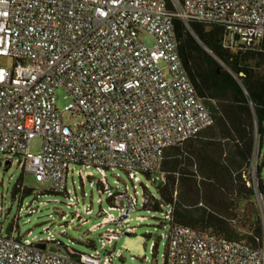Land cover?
Wrapping results in <instances>:
<instances>
[{"label":"built area","instance_id":"obj_1","mask_svg":"<svg viewBox=\"0 0 264 264\" xmlns=\"http://www.w3.org/2000/svg\"><path fill=\"white\" fill-rule=\"evenodd\" d=\"M173 6L169 9L167 0H0V154L10 167L18 163L23 174L49 183L46 192L58 195L69 196L73 166H81L77 174L82 181L93 178L90 169H96L102 176L100 195L113 203L110 210L120 212L117 221L103 211L106 217L92 229L119 226L102 235L104 248L105 240L112 247L125 232L134 233L129 222L139 195L136 185L134 196L128 188L112 192L107 172L122 170L138 183L140 174H148L163 186L166 151L214 123L182 63L174 19L190 32L197 22L223 26L226 46H253L264 35V0H174ZM144 34L154 39L153 47L143 42ZM7 58L12 65L1 63ZM60 88L72 100L65 111L57 108ZM35 138L42 139L38 155L30 152ZM145 191L148 185L143 208L150 196L157 199ZM43 193L20 203L17 222L48 205L38 201ZM260 209L264 223V203ZM0 211L4 214L5 207ZM172 211L160 204L159 226L168 229L164 264H264V248L253 250L175 224ZM92 214L85 210L86 216ZM75 219L88 222L77 212L67 224ZM17 222L8 230L0 227V264H115L111 252L87 255L63 244L53 234V222L40 241L24 239Z\"/></svg>","mask_w":264,"mask_h":264},{"label":"trees","instance_id":"obj_2","mask_svg":"<svg viewBox=\"0 0 264 264\" xmlns=\"http://www.w3.org/2000/svg\"><path fill=\"white\" fill-rule=\"evenodd\" d=\"M173 2L167 0L171 10ZM191 29L174 19L182 63L214 123L166 151L161 168L165 183L156 188L157 199L147 191L150 199L144 209L159 212L161 203L170 205L175 224L260 251L264 248L258 202V194L264 196V35L253 46H226L223 26L197 22ZM257 140L262 157L252 178ZM32 192L18 181L13 198L21 194V203Z\"/></svg>","mask_w":264,"mask_h":264},{"label":"rangeland","instance_id":"obj_3","mask_svg":"<svg viewBox=\"0 0 264 264\" xmlns=\"http://www.w3.org/2000/svg\"><path fill=\"white\" fill-rule=\"evenodd\" d=\"M141 38L147 46L153 47L155 45V41L151 36L144 34ZM1 63L10 66L13 64V60L7 58L3 59ZM56 95L57 108L60 111H65V108L72 102L71 98L62 88L57 90ZM68 117L69 114L65 113L64 120L66 123L69 122ZM41 149L42 139H33L30 144L31 154L38 155ZM261 157L257 140L253 158L254 165L257 164L258 159ZM73 168L74 172H70L67 182V191L70 192L69 196L66 194H52L46 192L49 183H39L32 174H23L18 163L11 167L10 165H6L5 157L0 154V208L2 206L5 207L4 214L0 211V227L3 226L5 230H8L14 226L21 206L19 201L21 194L14 199L13 191L16 183L23 181V184L33 191L31 195L25 197V200H23L24 204L31 203L36 199L37 194L43 192L38 201L48 202L47 206L40 208V213L27 216L22 215L21 219L17 222L24 239L33 241L45 240L48 237L45 228L53 222L54 224L51 226V229L56 238L79 253L91 255L96 250H99L102 254H105L106 251L111 252L115 264H164V255L166 253V245L168 244V239L166 238L168 229L159 226V221L163 219L162 213L156 211L148 212L142 207L144 186L148 185V192L155 194L156 188H158L160 183H153L151 181L152 176L150 175L148 179L144 174H140V183H138L132 181L128 174L122 170L107 172V184L112 192H125L126 188H128L129 195L134 196V185H136L139 195L137 196V210L131 213V221L129 222V226L135 228L134 233L129 234L125 232L117 242H113V248L105 240L106 246L104 248L102 245V235L108 229L116 231L119 226L110 224L96 232H92V229L101 224L102 220L106 217L101 214L103 211L113 214L117 221H119L120 212L118 210H110L113 203L107 199L106 195H100L99 189L101 187L99 182L102 176L96 169H90L94 174L93 178L82 181L77 174L81 166L77 165L73 166ZM86 171L88 170L84 169V172ZM254 173L256 175V166ZM91 182H94L93 186H91ZM145 194H148L147 191H145ZM100 198L103 200L102 205L98 202ZM38 201L36 204H38ZM69 203L75 204V206H68ZM263 203L264 196L263 201H259V206L262 209ZM87 209L93 210L91 216L85 215V210ZM77 212L88 222L82 225L78 219H75L73 223L68 225L67 223L71 222ZM51 214L52 217H50ZM63 215L67 216L66 220H62ZM139 218L146 219L141 221Z\"/></svg>","mask_w":264,"mask_h":264},{"label":"water","instance_id":"obj_4","mask_svg":"<svg viewBox=\"0 0 264 264\" xmlns=\"http://www.w3.org/2000/svg\"><path fill=\"white\" fill-rule=\"evenodd\" d=\"M6 165H8V162H6ZM35 246L36 248L41 249V250L46 249V244H36Z\"/></svg>","mask_w":264,"mask_h":264}]
</instances>
